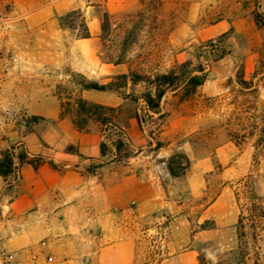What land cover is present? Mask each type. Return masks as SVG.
Segmentation results:
<instances>
[{
  "label": "rangeland",
  "instance_id": "obj_1",
  "mask_svg": "<svg viewBox=\"0 0 264 264\" xmlns=\"http://www.w3.org/2000/svg\"><path fill=\"white\" fill-rule=\"evenodd\" d=\"M99 1L0 0V158L5 149L15 146L10 140L23 136L28 128L40 133L46 128L51 120L48 117L60 110L55 96L57 86L72 89L73 72L87 73L88 78L101 82L109 81L106 79L113 73L109 67L88 70L77 43L81 28L64 30L58 17L81 8L88 27H98L96 51L102 50L105 56L103 46L113 43L115 48L119 31L102 34L103 13L142 10L146 19L138 43L129 53L130 64L121 65L118 70L127 72L130 66L147 74L167 72L177 62L210 60L206 44L221 35L212 25L222 19L227 26L233 23L234 33L223 39L229 53L210 63L207 79L195 96L181 101L172 91L168 92L161 101L165 118L143 112V102L126 100L120 106L118 123L132 141L139 132L138 127H131L135 112L140 110L145 117V139L141 144L133 142V150L141 151L133 164L152 168L162 176L177 152L185 153L191 161L189 181L182 182L180 193L174 198L177 214L167 208L158 217L125 219L128 235L135 244L132 264H155L150 257V241H155L159 246L155 249L167 256L194 250V256L186 258L184 264H237L240 208L235 191H241L242 179L252 173L258 192L264 196V144L256 149L259 135L246 139L243 136L244 128L248 131L254 124L264 126V86L243 92L235 83L243 68L250 78L263 56L264 28L246 10L255 7L254 0H164L158 4L152 0ZM134 90L138 94L144 85ZM33 117L40 119L35 121ZM115 135L114 131H106L109 145ZM156 141L164 144L157 155L152 150ZM23 149L18 145L16 154ZM199 160L208 162V171L199 165ZM163 161L165 164H161ZM143 166L140 169L144 170ZM169 183L167 177V188ZM220 194L232 200L233 210L217 225L205 209ZM162 214L171 217L167 225ZM3 239L0 236V264H17V257L4 250ZM261 245L264 249V243ZM77 264L95 261L90 255L87 261L81 257Z\"/></svg>",
  "mask_w": 264,
  "mask_h": 264
},
{
  "label": "crops",
  "instance_id": "obj_2",
  "mask_svg": "<svg viewBox=\"0 0 264 264\" xmlns=\"http://www.w3.org/2000/svg\"><path fill=\"white\" fill-rule=\"evenodd\" d=\"M246 10L253 17L254 7ZM259 11L264 15V0L259 2ZM228 24L222 19L212 26L222 35L231 27L235 31L233 23ZM89 30L91 37L77 42L88 70L109 67L113 71L110 76L123 73L118 70L121 65L100 62L96 51L99 29L93 25ZM80 93L107 106H121L126 101L108 91ZM48 118L51 120L41 133L31 131L10 140L16 146L15 153L22 145L30 158L41 156L45 162L35 168L30 163L20 164L15 158L12 175L0 176V236L4 238V250L17 257V264H77L81 257L87 261L90 255L95 264H132L135 244L128 235L125 219L158 217L167 208L177 214L174 198L180 193L182 182L189 181L191 164L182 177L172 176L168 166L161 176L152 168L133 164L141 151L134 150L133 157L117 161L112 144L98 125L79 131L70 118L60 117V110ZM131 127L139 128L132 141L125 133L133 149V142L144 141L145 129L137 119L131 121ZM103 141L111 148L106 155L101 152ZM68 146L75 151H67ZM161 150L153 152L157 155ZM203 161L198 163L208 171L209 164ZM142 166L144 170L140 169ZM229 210H233L232 200L220 194L205 213L220 225ZM194 252L166 254L161 264H184Z\"/></svg>",
  "mask_w": 264,
  "mask_h": 264
},
{
  "label": "trees",
  "instance_id": "obj_3",
  "mask_svg": "<svg viewBox=\"0 0 264 264\" xmlns=\"http://www.w3.org/2000/svg\"><path fill=\"white\" fill-rule=\"evenodd\" d=\"M100 0L99 2H104ZM164 2V0H152L153 3ZM89 2V1H88ZM260 0H254V11L251 12L258 26L264 28V15L259 11ZM145 14L142 10L137 13H110L105 11L102 16L101 32L115 31L118 29L119 34L116 37L119 43L115 48L112 45L103 46L106 49L105 56H102L103 51L97 52L100 62L112 64L115 66L130 64V51L138 43L139 34L143 27L142 23L145 20ZM59 25L64 30L76 31L78 26L81 28L77 34V39H86L91 37V33L81 8L74 9L64 16L58 17ZM119 22V24H117ZM144 24V23H143ZM117 25L115 29H112ZM234 33V28L231 27L226 33L218 36L216 39H211L206 46L210 48V60L194 63L192 60L177 62L169 71L164 73L147 74L137 72L130 66L127 72L114 74L109 77V81L101 82L92 80L87 76L73 72L72 84L70 89L63 85L57 86L55 96L60 103V117L70 118L74 126L79 131H89L92 125H98L101 131L106 134V131L116 132L115 138L111 140L112 147L116 154V160L121 161L133 157L136 153L130 147L125 139V131L118 123L120 118V106L113 107L99 104L90 101L83 97L81 90H97L116 93L124 100H132L135 102H143L141 110L147 114L158 115L159 118H165L162 114L161 101L163 97L170 91L174 96L179 97L181 101L190 100L198 92V89L205 83L207 79V68L211 62H216L223 59L229 52L223 44V39ZM108 37H111L108 34ZM101 40L105 38L100 36ZM106 41L110 42V40ZM225 47V48H224ZM118 51V54L115 52ZM235 83L243 92L256 91L262 85L264 86V47L263 56L255 67L250 78L246 77L245 69L238 72ZM144 85V90L138 94L134 88L138 85ZM135 118L140 126L145 129V117H142L140 110L135 112ZM36 121L39 117H33ZM247 129V128H246ZM244 128V138L248 136H258L255 142V148L258 149L264 144V126L250 127V130ZM33 130L27 129L26 133ZM259 132V133H258ZM153 140L154 138L151 137ZM152 144L150 148H152ZM164 147L161 141H156V146L153 151H159ZM110 146L107 142L101 143V152L103 155L108 153ZM16 146H11L5 149L0 158V176L8 178L12 175L15 169V158L20 164L30 163L35 168H38L45 159L41 156L29 157L25 148L19 154L15 153ZM67 151H75L73 146H68ZM190 159L183 152H177L168 161V169L172 176L182 177L190 167ZM242 189L240 192L235 191V196L239 204L240 212L237 220V264H248V261L253 260L254 264H261L264 260V249L261 243H264V196L257 190L256 179L254 174L250 173L242 179ZM244 199L245 203L241 204ZM165 216V215H164ZM155 217V216H153ZM166 223L170 220V215H166ZM250 238V239H249ZM155 241H150L151 259L155 264H161L165 258V252H162ZM136 264V263H135ZM149 264V263H147Z\"/></svg>",
  "mask_w": 264,
  "mask_h": 264
}]
</instances>
